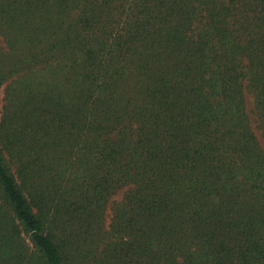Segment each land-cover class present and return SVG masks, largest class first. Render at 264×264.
I'll use <instances>...</instances> for the list:
<instances>
[{"label":"trees","instance_id":"1","mask_svg":"<svg viewBox=\"0 0 264 264\" xmlns=\"http://www.w3.org/2000/svg\"><path fill=\"white\" fill-rule=\"evenodd\" d=\"M0 35V264H264V0H0Z\"/></svg>","mask_w":264,"mask_h":264},{"label":"rangeland","instance_id":"2","mask_svg":"<svg viewBox=\"0 0 264 264\" xmlns=\"http://www.w3.org/2000/svg\"><path fill=\"white\" fill-rule=\"evenodd\" d=\"M0 44L1 46L3 47L4 50H6L5 48V45H4V41H3V37L0 35ZM51 63L53 64L52 66H54L55 68H58V65L59 64V61H51ZM38 67H41V66H38ZM9 79H6L2 84H1V87H0V107L5 103L4 101V94H5V88L7 86V83H8ZM245 100H246V106H247V109L249 111V114H250V117H251V123H252V127L255 131V133L258 135V137H260V131L257 129L256 125H257V122H256V115L255 113L253 112V107H254V102H253V97L252 95L247 92L245 93ZM262 142H263V139H262ZM127 187L125 188H121L120 190H118L114 195H112L108 202H107V208H106V222L109 221L110 219V216H111V206L114 202H119L122 197H123V194L125 192Z\"/></svg>","mask_w":264,"mask_h":264}]
</instances>
